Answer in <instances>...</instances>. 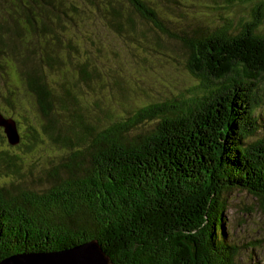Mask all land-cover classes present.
I'll use <instances>...</instances> for the list:
<instances>
[{"label": "trees", "instance_id": "1", "mask_svg": "<svg viewBox=\"0 0 264 264\" xmlns=\"http://www.w3.org/2000/svg\"><path fill=\"white\" fill-rule=\"evenodd\" d=\"M258 3L256 17L181 36L157 0H0V112L26 125L15 146L26 139L32 153L47 139L69 151L32 190L19 185L21 157L0 127V165L15 176L0 186V261L96 239L113 264H243L223 229L224 191L246 190L264 207ZM137 20L186 47L199 86L177 105L150 103L118 122L89 123L74 88L97 74L99 27L119 36ZM72 72L79 82L70 86ZM150 119L158 121L133 131Z\"/></svg>", "mask_w": 264, "mask_h": 264}, {"label": "rangeland", "instance_id": "2", "mask_svg": "<svg viewBox=\"0 0 264 264\" xmlns=\"http://www.w3.org/2000/svg\"><path fill=\"white\" fill-rule=\"evenodd\" d=\"M258 2L260 0H157L156 7L169 31L182 36L183 32L190 34L200 24L217 26L226 19L235 22L242 17L248 20L256 17ZM124 14L129 15V8L124 7ZM136 24L134 31L127 28L126 34L119 36L100 26L99 38H94L100 42L94 51L96 65L92 72H96V76L88 85L78 83L75 72L67 77L70 86L76 83L80 86L74 88L76 103L89 123L118 122L150 103L177 105L199 86L200 80L187 68L185 46L173 35L162 33L147 23L137 20ZM259 29L264 33V24ZM51 77L58 78L55 74ZM259 89V94L264 93V80L259 83ZM29 108L33 109L31 105ZM254 116L261 126L257 132L259 137L264 131V98ZM157 121L144 120L136 124L133 131H143ZM19 126L20 133L25 136L26 125L21 121ZM26 143L24 139V144L16 147L6 141V145L21 157L18 178L22 181L19 185L36 190L41 188L40 180L44 179L43 172L49 164L58 163L69 151L57 149L44 139L37 151L31 153L26 150ZM2 166L0 186L15 181V176L4 174ZM224 193L227 207L223 213V229L227 231L228 242L238 248L237 259L243 264H264L263 205L246 190L233 188Z\"/></svg>", "mask_w": 264, "mask_h": 264}, {"label": "water", "instance_id": "3", "mask_svg": "<svg viewBox=\"0 0 264 264\" xmlns=\"http://www.w3.org/2000/svg\"><path fill=\"white\" fill-rule=\"evenodd\" d=\"M0 127L8 142L15 146L21 142L16 119L0 112ZM0 264H113L100 243L94 239L72 248L54 252L15 254L0 261Z\"/></svg>", "mask_w": 264, "mask_h": 264}]
</instances>
